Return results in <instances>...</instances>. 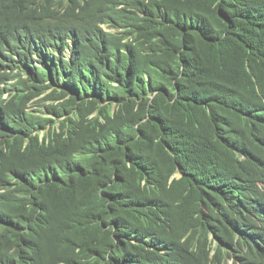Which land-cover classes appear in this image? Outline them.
<instances>
[{"label":"trees","instance_id":"1","mask_svg":"<svg viewBox=\"0 0 264 264\" xmlns=\"http://www.w3.org/2000/svg\"><path fill=\"white\" fill-rule=\"evenodd\" d=\"M227 260L264 264V0H0V264Z\"/></svg>","mask_w":264,"mask_h":264},{"label":"rangeland","instance_id":"2","mask_svg":"<svg viewBox=\"0 0 264 264\" xmlns=\"http://www.w3.org/2000/svg\"><path fill=\"white\" fill-rule=\"evenodd\" d=\"M35 105H37V107H38V104L37 103H34ZM228 261V264H230V260H227Z\"/></svg>","mask_w":264,"mask_h":264},{"label":"clouds","instance_id":"3","mask_svg":"<svg viewBox=\"0 0 264 264\" xmlns=\"http://www.w3.org/2000/svg\"><path fill=\"white\" fill-rule=\"evenodd\" d=\"M230 264H231V262H230Z\"/></svg>","mask_w":264,"mask_h":264}]
</instances>
